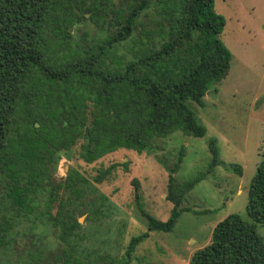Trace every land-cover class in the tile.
I'll return each mask as SVG.
<instances>
[{
	"label": "trees",
	"instance_id": "1",
	"mask_svg": "<svg viewBox=\"0 0 264 264\" xmlns=\"http://www.w3.org/2000/svg\"><path fill=\"white\" fill-rule=\"evenodd\" d=\"M154 4L157 17L143 19ZM86 21L100 34L92 43H75L71 28ZM225 24L215 0H0V185L23 210H32L37 198L46 202L44 215L66 246L57 264H85L71 250L79 227L71 203L60 200L61 211H52L61 191L83 193L78 173L54 183L59 151L80 144V157L92 163L120 148L151 151L154 137L177 130L206 135L190 102L204 105L230 69ZM132 37L137 55L124 61L119 45ZM210 147L208 172L220 162L215 140ZM262 154L249 187V217L223 218L189 264H264ZM203 177L176 184L170 175L169 218L143 210L148 231L131 238L120 264L131 262L150 231L174 229L185 194Z\"/></svg>",
	"mask_w": 264,
	"mask_h": 264
},
{
	"label": "rangeland",
	"instance_id": "2",
	"mask_svg": "<svg viewBox=\"0 0 264 264\" xmlns=\"http://www.w3.org/2000/svg\"><path fill=\"white\" fill-rule=\"evenodd\" d=\"M156 9L154 4L142 18L155 19ZM215 9L226 20L221 38L233 57L225 78L204 97L205 104L190 102L206 135L177 130L154 137L151 151L120 148L92 163L80 157V144L59 151L54 183L77 173L86 179L77 181L82 194L61 191L52 210L61 211L60 200L65 207L71 203L79 222L71 250L83 263L120 264L131 238L148 231L143 210L169 218L174 206L168 199L170 175L176 184L204 177L185 194L184 212L174 229L150 231L129 264H189L193 253L211 242L223 218L231 213L249 217V187L264 151V0H215ZM71 31L80 44L92 43L100 34L90 21ZM137 43L135 37L122 42L118 55L124 61L134 59ZM211 140L220 162L208 172ZM100 173L102 181L96 179ZM10 193L0 185V264H57L66 246L44 215L46 202L37 198L32 210H23ZM258 231L264 236L263 225Z\"/></svg>",
	"mask_w": 264,
	"mask_h": 264
}]
</instances>
